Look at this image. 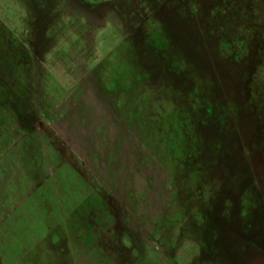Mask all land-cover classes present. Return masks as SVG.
Instances as JSON below:
<instances>
[{
    "label": "rangeland",
    "instance_id": "rangeland-1",
    "mask_svg": "<svg viewBox=\"0 0 264 264\" xmlns=\"http://www.w3.org/2000/svg\"><path fill=\"white\" fill-rule=\"evenodd\" d=\"M264 262V0H0V264Z\"/></svg>",
    "mask_w": 264,
    "mask_h": 264
},
{
    "label": "water",
    "instance_id": "water-1",
    "mask_svg": "<svg viewBox=\"0 0 264 264\" xmlns=\"http://www.w3.org/2000/svg\"><path fill=\"white\" fill-rule=\"evenodd\" d=\"M251 264H264V262L261 260H255L253 262H251Z\"/></svg>",
    "mask_w": 264,
    "mask_h": 264
}]
</instances>
